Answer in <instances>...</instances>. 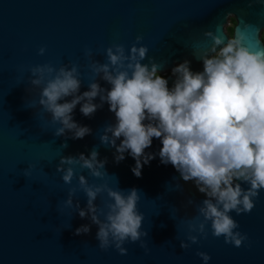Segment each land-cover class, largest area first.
I'll list each match as a JSON object with an SVG mask.
<instances>
[{
  "label": "water",
  "instance_id": "obj_1",
  "mask_svg": "<svg viewBox=\"0 0 264 264\" xmlns=\"http://www.w3.org/2000/svg\"><path fill=\"white\" fill-rule=\"evenodd\" d=\"M229 16L236 20L231 37L224 30ZM246 24L264 29V0H0V264H204L197 251L211 256L207 264H264V190L250 213H230L238 230L248 236L241 247L214 237L209 224L207 239L182 249L186 221L197 215L205 195L171 164L160 162L161 141L153 138L145 149L157 155L137 177L131 155L125 152V159L116 163L115 148L101 143L105 126L115 122L106 102L91 117L81 113L80 104L73 110V119L90 127L91 134L82 139H72L71 132L55 135L60 125L39 106L40 88L30 84L28 70L37 64L58 68L77 63L83 93L93 79L85 49L105 62L108 46L119 43L128 51L141 35L139 43L148 47V58L163 64L159 73L168 72L164 77L171 88L176 79L172 68L178 63L188 60L192 71H203L195 55L201 54L207 30H219L227 39L235 37L237 28L250 49L264 47L259 32L246 29ZM41 47L46 49L43 55L38 53ZM148 58L142 63H149ZM93 102L99 104V97ZM94 147L99 160L107 157V174L92 177L79 164L73 165L75 172L87 176L90 184L106 183L125 192L135 187L140 192L137 208L148 232L142 237L147 253L140 242H126L127 255L114 247L101 250L96 225L87 234H74L91 221L65 206L68 189L77 188L73 201L81 208L87 198L76 177L71 185L63 182L57 165L61 156H87ZM107 199L102 193L96 203L103 207ZM189 199L193 204H187Z\"/></svg>",
  "mask_w": 264,
  "mask_h": 264
},
{
  "label": "clouds",
  "instance_id": "obj_2",
  "mask_svg": "<svg viewBox=\"0 0 264 264\" xmlns=\"http://www.w3.org/2000/svg\"><path fill=\"white\" fill-rule=\"evenodd\" d=\"M245 28L258 31L259 36L264 31L248 24ZM204 36L201 54L193 53L202 61L203 71H192L188 60L178 63L172 68L176 79L171 88L158 74L163 64L148 58V47L139 43L141 35L128 51L123 44L108 46L105 62L94 59L92 50L86 48L93 79L83 93L77 63L58 68L45 63L28 69L30 84L40 88L39 106L60 125L55 135L71 132L72 139H82L91 134L90 127L73 119V110L80 104L81 113L91 117L106 102L115 122L105 126L100 140L115 148L116 163L124 160L127 152L135 160L131 170L139 177L143 166L158 154L160 162L171 164L185 182H194L205 198L197 205V215L186 221V240H180L184 250L201 238L207 239L209 224L214 237L223 236L225 243L241 247L248 236L238 230L239 223L230 213H250L264 190V47L250 49L243 33L237 35V28L234 38L226 35L225 39L219 30H207ZM45 50L41 47L38 53L43 55ZM146 58L149 63H142ZM98 77L110 88L102 87ZM96 97L99 104L93 102ZM153 138L159 139L162 147L157 154L146 153ZM98 156L94 147L87 156H61L57 165L63 182L71 185L76 177L87 198L86 207L81 208L78 200L73 201L77 188L68 189L65 206L91 221L77 227L74 234H87L91 225H96L101 250L114 247L127 255L123 245L140 242L147 253L142 237L148 232L142 228L144 215L137 208L140 192L135 187L125 192L106 183L90 184L87 176H77L73 165L79 164L92 177L103 178L107 157L99 160ZM105 192L108 199L101 207L96 201ZM193 202L189 199L187 204ZM196 254L204 264L211 259L207 252Z\"/></svg>",
  "mask_w": 264,
  "mask_h": 264
},
{
  "label": "rangeland",
  "instance_id": "obj_3",
  "mask_svg": "<svg viewBox=\"0 0 264 264\" xmlns=\"http://www.w3.org/2000/svg\"><path fill=\"white\" fill-rule=\"evenodd\" d=\"M235 24H236L235 17L229 16L227 20V25L224 29L225 32L229 35V37H231L233 34V29H234ZM260 37L262 40L264 39V31L261 32ZM167 73L165 74L158 73V74L164 77Z\"/></svg>",
  "mask_w": 264,
  "mask_h": 264
},
{
  "label": "trees",
  "instance_id": "obj_4",
  "mask_svg": "<svg viewBox=\"0 0 264 264\" xmlns=\"http://www.w3.org/2000/svg\"><path fill=\"white\" fill-rule=\"evenodd\" d=\"M263 42H264V39H263Z\"/></svg>",
  "mask_w": 264,
  "mask_h": 264
}]
</instances>
